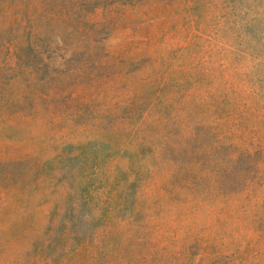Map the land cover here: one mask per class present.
Wrapping results in <instances>:
<instances>
[{
	"label": "rangeland",
	"instance_id": "obj_1",
	"mask_svg": "<svg viewBox=\"0 0 264 264\" xmlns=\"http://www.w3.org/2000/svg\"><path fill=\"white\" fill-rule=\"evenodd\" d=\"M0 264H264V0H0Z\"/></svg>",
	"mask_w": 264,
	"mask_h": 264
}]
</instances>
